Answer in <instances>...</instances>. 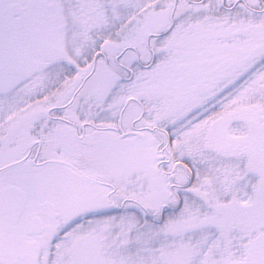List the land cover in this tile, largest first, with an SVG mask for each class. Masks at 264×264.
Here are the masks:
<instances>
[{
  "label": "snow or ice",
  "instance_id": "6c2138e0",
  "mask_svg": "<svg viewBox=\"0 0 264 264\" xmlns=\"http://www.w3.org/2000/svg\"><path fill=\"white\" fill-rule=\"evenodd\" d=\"M0 264H264V0H0Z\"/></svg>",
  "mask_w": 264,
  "mask_h": 264
}]
</instances>
